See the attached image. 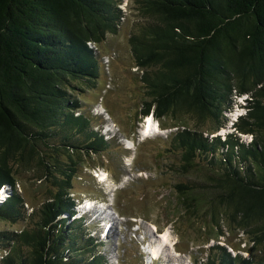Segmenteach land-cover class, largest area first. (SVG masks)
Wrapping results in <instances>:
<instances>
[{"label": "trees", "instance_id": "16d2710c", "mask_svg": "<svg viewBox=\"0 0 264 264\" xmlns=\"http://www.w3.org/2000/svg\"><path fill=\"white\" fill-rule=\"evenodd\" d=\"M124 1L0 0V190L13 188L0 203V220L24 218L16 166L35 165L39 179L55 187L34 227L0 231V264H107L101 243L73 217L70 190L74 158L100 153L110 142L93 130L91 117L76 113L82 105L73 93L78 83L94 87L100 79L99 48L91 44L118 31ZM137 2L148 20L130 37L147 88L143 116L215 120L214 133L226 124L233 99L249 96L235 128L252 135L250 143L235 132L210 138L185 125L173 141L184 171L198 161L208 167L200 188L216 190L209 215L217 236L224 220L246 233L250 252L264 248V0ZM175 187L182 208L196 214L202 202L196 184ZM211 250L206 264H264V255L233 257L219 244Z\"/></svg>", "mask_w": 264, "mask_h": 264}, {"label": "rangeland", "instance_id": "374dc122", "mask_svg": "<svg viewBox=\"0 0 264 264\" xmlns=\"http://www.w3.org/2000/svg\"><path fill=\"white\" fill-rule=\"evenodd\" d=\"M139 6L137 0L124 1L118 31L107 33L105 40L98 45L102 65L100 79L94 87L78 83V90L73 93L82 105L76 113L91 117L93 130L110 142L109 147L100 153L74 158L78 165L70 195L75 205L83 204L79 202L82 200H108L115 212L111 216L113 220H102L106 228L107 221L111 220L112 229L108 234L99 222L103 214L101 210L82 216L91 219L82 222L85 233L94 238V243H101L99 250L105 255L107 264H196V261L206 264L208 254L216 252L210 249L218 244L233 257L241 254L249 258L252 255L259 260L264 255V248L259 246L250 252L248 248L253 244L243 230L228 226L223 220L221 229L224 234L217 236L220 229L214 227L209 215L210 198L214 197L216 190L200 188L207 182L208 167L198 161V167L184 171L187 168L182 169V150L173 141L177 128L182 125L210 138L217 135L224 138V134L234 131L231 123L241 111L239 100L243 98L233 99L234 111L225 115L226 124L214 133L210 128L216 126L215 120H197L183 114L169 115L161 122L154 115L143 116L147 88L141 79L143 70L135 65L130 45L131 34L148 22ZM148 118H152L157 130L143 136L142 128ZM236 135L245 143L252 140L250 134L240 132ZM130 144L132 149L126 146ZM16 169V188L25 200L24 218L16 223L0 220V231L17 232L34 227L40 219L42 204L55 190L51 180L39 179L40 173L35 165H19ZM97 171L101 172L103 181L95 176ZM180 183H195L198 187L195 196L202 202L196 214L182 208V199L175 187ZM10 191L8 186L0 193L6 192L8 197ZM7 197H0V203ZM105 202L103 206L107 205ZM76 210L82 213L81 207ZM79 215L76 213L73 217L79 218ZM163 235L169 239L170 250L166 253L161 252L166 244L159 241ZM155 249L156 253H153ZM2 252L0 250V259ZM151 256L155 257L152 261Z\"/></svg>", "mask_w": 264, "mask_h": 264}, {"label": "bare ground", "instance_id": "6f19581e", "mask_svg": "<svg viewBox=\"0 0 264 264\" xmlns=\"http://www.w3.org/2000/svg\"><path fill=\"white\" fill-rule=\"evenodd\" d=\"M146 124H145V126L142 128V132H141V134L144 136V135H150L151 133H152V131H156L155 130V128H156V125H155V123H154V121L152 120V118H148V121L147 122H145ZM0 197L2 198V199H4L5 197H7V193L6 192H2V193H0ZM86 207V206H85ZM100 207H102L101 209L103 210V214L102 215H100V216H102V217H100L101 219L99 220V222H100V225L101 226H104L105 227V225H106V223H103L102 222V220L103 219H105V220H109V219H111V220H113V218L111 217V216H113V215H111V214H109V212H110V210H109V208L107 207V208H104L103 206H99V208ZM81 208H83V207H81ZM94 208L95 207H91V210H90V212L93 214L94 212H93V210H94ZM104 208V209H103ZM86 210H85V208L83 209V211H82V213L81 214H83L84 212H85ZM97 212H99L98 210H97ZM100 213H101V211H100ZM99 214V213H98ZM111 217V218H110ZM97 218V217H96ZM95 219V218H94ZM110 220V221H111ZM109 221V222H110ZM109 222H108V226H110L111 224H109ZM105 229L107 230V234L110 232V230L112 229V225L109 227V228H106L105 227ZM107 237V236H106ZM159 241L161 242V243H163V244H166V247H167V249H166V247H162L161 248V252H165L166 253V250H170V245H169V239H168V237L166 236V235H163V236H161V238H159ZM173 248V247H172ZM151 249V248H150ZM152 250V249H151ZM150 251V250H149ZM151 252V251H150ZM153 253H156V249L155 250H153L152 251Z\"/></svg>", "mask_w": 264, "mask_h": 264}, {"label": "clouds", "instance_id": "9594fccd", "mask_svg": "<svg viewBox=\"0 0 264 264\" xmlns=\"http://www.w3.org/2000/svg\"><path fill=\"white\" fill-rule=\"evenodd\" d=\"M248 97L247 95H242V96H239L238 98H243V99H240L239 102H241L240 104V108H241V111L238 113V115L234 118V120L238 119L239 116H244L247 114L248 112V105H249V102H248ZM239 108V106H238ZM233 111V110H232ZM231 128H234V131L232 132H235V127L231 126ZM5 186V185H4ZM3 186V187H4ZM3 187L1 188L0 192L3 190ZM7 199V198H6Z\"/></svg>", "mask_w": 264, "mask_h": 264}, {"label": "built area", "instance_id": "2783aa9c", "mask_svg": "<svg viewBox=\"0 0 264 264\" xmlns=\"http://www.w3.org/2000/svg\"><path fill=\"white\" fill-rule=\"evenodd\" d=\"M91 46H92V47L94 46L95 49H98V47H97L95 44H91ZM7 187H8V186L6 185V186L3 187V189H4V188H7Z\"/></svg>", "mask_w": 264, "mask_h": 264}]
</instances>
